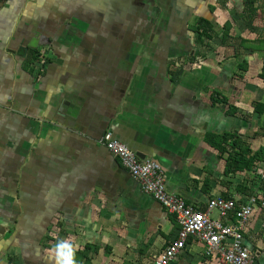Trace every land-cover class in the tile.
<instances>
[{"label": "crops", "instance_id": "1", "mask_svg": "<svg viewBox=\"0 0 264 264\" xmlns=\"http://www.w3.org/2000/svg\"><path fill=\"white\" fill-rule=\"evenodd\" d=\"M253 1L0 0V264H56L61 239L77 264L154 263L178 225L101 143L108 132L188 204L244 195L251 174L225 175L207 138L236 132L264 154ZM246 243L264 264L261 207ZM189 245L172 264H222Z\"/></svg>", "mask_w": 264, "mask_h": 264}, {"label": "built area", "instance_id": "2", "mask_svg": "<svg viewBox=\"0 0 264 264\" xmlns=\"http://www.w3.org/2000/svg\"><path fill=\"white\" fill-rule=\"evenodd\" d=\"M44 63L45 60L40 61L41 66ZM101 143L121 161L141 190L159 202L176 220V236L153 264H172L194 242L202 244L205 254L219 259L222 264H257V255L246 247L244 235L257 209L260 193L228 198L217 196L210 199L202 210L169 192L165 172L157 161L141 158L110 132L104 134ZM256 176L264 181V166L258 168ZM215 211L218 218L212 219Z\"/></svg>", "mask_w": 264, "mask_h": 264}, {"label": "trees", "instance_id": "3", "mask_svg": "<svg viewBox=\"0 0 264 264\" xmlns=\"http://www.w3.org/2000/svg\"><path fill=\"white\" fill-rule=\"evenodd\" d=\"M254 4L253 0H248L247 10L253 12L254 7H252ZM246 13V12H245ZM208 25V23H207ZM228 28V27H227ZM243 45L246 44L245 41H242ZM249 42L246 44L248 45ZM260 44V43H257ZM247 61L242 60L239 63V68L241 70L247 68ZM214 102L216 97H220L218 93L212 96ZM222 103L228 104V101L223 98L221 100ZM255 112L259 115L264 113V105L261 103H256L254 106ZM232 111V108H231ZM229 110V114L231 113ZM233 112V111H232ZM208 141L211 144V146L219 149L220 157L223 158L225 157L226 160V168H225V175H230V174H237V173H248L251 174L250 177L248 178L247 181H245V188L243 189L244 195H255L256 193H260V198L257 202V206L261 207L264 211V181L258 180L257 176L254 178L256 175L258 169L257 166L255 165L257 162H260L264 158V154L261 151H253L250 148V145L247 143L243 142L242 137L235 133L231 132H224L221 135H216L214 134H209L208 135ZM254 178V179H253ZM225 198L231 197V196H222ZM248 234V228L245 233L244 237V243L247 248L248 245L246 243V235ZM94 251H97V248H93ZM251 249V248H250ZM258 263V262H257Z\"/></svg>", "mask_w": 264, "mask_h": 264}, {"label": "clouds", "instance_id": "4", "mask_svg": "<svg viewBox=\"0 0 264 264\" xmlns=\"http://www.w3.org/2000/svg\"><path fill=\"white\" fill-rule=\"evenodd\" d=\"M55 250L56 264H77L75 259L74 245L71 244L67 239H61L57 241Z\"/></svg>", "mask_w": 264, "mask_h": 264}, {"label": "rangeland", "instance_id": "5", "mask_svg": "<svg viewBox=\"0 0 264 264\" xmlns=\"http://www.w3.org/2000/svg\"><path fill=\"white\" fill-rule=\"evenodd\" d=\"M238 25H240V24H238ZM253 38H255V40L256 39H259L260 40V38H262L261 36H259V34H258V32H256L255 31V29L253 28ZM240 40L241 39H237V41L240 43ZM252 41V43H250L249 42V44L248 45H254V44H256L257 45V43H260L261 44V41H259V42H256V41ZM238 42H236V43H238ZM254 42V43H253ZM263 47H264V43H263V45H262ZM264 53V52H263ZM236 58V60L237 61H239V62H241L243 59H244V57H243V55H237V57H235ZM236 67H238V63L236 64ZM256 70V69H255ZM254 70V73H253V77L258 81V80H260V78H259V76L260 75H264V67H263V65L262 66H260V68L257 70V72ZM259 75V76H258ZM263 166H260V168H262ZM254 178H256V175L254 176ZM253 178V179H254ZM211 217H212V219H217L218 218V212H213V214L211 215ZM256 254V253H255Z\"/></svg>", "mask_w": 264, "mask_h": 264}]
</instances>
